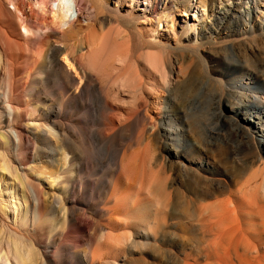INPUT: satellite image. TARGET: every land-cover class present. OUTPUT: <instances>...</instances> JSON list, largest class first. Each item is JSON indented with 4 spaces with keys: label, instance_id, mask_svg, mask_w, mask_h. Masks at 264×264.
<instances>
[{
    "label": "bare ground",
    "instance_id": "bare-ground-1",
    "mask_svg": "<svg viewBox=\"0 0 264 264\" xmlns=\"http://www.w3.org/2000/svg\"><path fill=\"white\" fill-rule=\"evenodd\" d=\"M158 1L168 3V0H115L110 5L98 0H0V176L9 168L24 171L25 180H20L19 189L22 194L24 191L31 194L33 210L29 217L28 209L24 211L18 220L21 224L30 221L36 230L45 215L50 216L45 205L54 211L60 204V197L43 187L52 176L47 171L77 172L86 167L87 154L94 150L92 143L100 148L112 144L113 101L127 82L131 84L133 100L138 98L133 118L143 114V119L151 121L149 108L157 102L146 101L142 96L152 88L151 83L159 84L147 79L146 85L136 74L128 80L123 76L116 79L115 69L119 66L123 70L127 59L116 56L111 19L101 14L105 11L141 19L151 12L157 22L153 24V33L159 34L161 29L154 26L161 27L162 22ZM185 1L187 10L193 12V20L196 19L193 10L202 9L204 13L209 7L213 20L218 22L217 27L183 25V34L198 32L195 44H219L232 57H237L238 49L264 56L261 52L264 18L260 20L258 16L264 0H247L241 7L227 4L221 8V3L215 5L214 0ZM219 8L221 11H217ZM235 13L247 23H234ZM97 20L101 21L96 23ZM152 59L153 66L160 67L162 62L159 64L153 56ZM181 66V61L174 59L169 65L170 73L180 72ZM230 68V72H235L219 71L216 76L207 67V76L192 77L188 92L190 102L198 97L216 100L217 116L227 123L228 134L216 130L203 133L200 127L194 131L187 117L179 120L171 134L165 132L170 145L168 152L173 150L177 158L178 151L184 155L189 163L184 167L187 173L194 165L223 179V184L206 183L199 189L187 184L185 192L178 193L180 199L167 215L176 221L174 228L189 245L169 248L167 253H174L177 258L174 264H264V71L261 67L250 71L237 64H231ZM215 86L223 87L220 93L214 90ZM221 107L228 115L221 113ZM92 120L98 123L96 129L90 127ZM58 155L64 159H56ZM30 170L42 177L29 174ZM65 175L61 182L69 183L65 190L71 193L68 202L72 211L76 205H82L75 198V195L80 198L82 192L73 181L75 174L72 180ZM144 177L142 188L147 190L146 195L153 196V188L159 186L153 199L155 205L163 203L166 208L171 194L167 193L165 183L160 176ZM21 198L25 199V195ZM113 201L117 202L114 192L108 205ZM111 210L112 207H107L105 215ZM88 258L95 261L92 253ZM110 259L104 263L116 264L113 257Z\"/></svg>",
    "mask_w": 264,
    "mask_h": 264
},
{
    "label": "rangeland",
    "instance_id": "rangeland-1",
    "mask_svg": "<svg viewBox=\"0 0 264 264\" xmlns=\"http://www.w3.org/2000/svg\"><path fill=\"white\" fill-rule=\"evenodd\" d=\"M98 1L111 5L115 0ZM246 1L214 0L215 5L221 3L220 8L227 4H237L241 7ZM186 7L185 0H174V3L168 0L166 5L164 1L162 3L158 1V12L161 14L162 22L161 27L154 26L161 29L159 34L153 33V24L157 22L151 12H146L141 19L133 15L123 17V14L119 16L105 11L101 14L111 19L109 23H112L110 28L114 33L112 37L116 56L121 55L127 59L123 67L124 71L121 68L119 70V66L115 69L116 79L119 80L123 76V79L128 80L136 74L135 76L146 85L148 80L150 83L152 79L155 80L159 85L151 83L152 88L145 90L146 95L143 94L142 97L154 104L157 102L158 105L149 108L148 115L152 118L150 122L143 119V114H140L138 119H134L132 115L139 104L138 98L134 100L132 98L131 84L127 82L124 89H117L119 94L116 95L115 102L113 101L112 144L101 145L100 148L96 143H92L94 150L87 154L86 167L77 172L72 170L73 172L66 174L57 169L47 171L52 176L48 178L50 181H46L42 186L50 194L58 195L60 204L54 211H51L47 204L45 205L46 214L50 216L45 215L39 225H36V230L30 221L27 225L18 222L26 209L29 211L27 217L33 210L31 194L28 191L22 194L21 188L19 189L22 186L20 180H25L24 171L9 168L1 172L0 264H105L104 260L111 261V257L116 260V264L177 262L175 254L167 252L175 246L179 248L189 245L184 240V235L180 236L181 232L177 233L179 231L174 228L176 221L167 215L173 208L174 202L179 201L178 193H184L187 184H190L191 188L199 189V186L206 183L223 184V179L211 171L204 173L201 167L194 165L192 171L187 173L184 167L189 163L184 155L178 151L177 158L174 154L176 152L173 150L168 152L170 145L165 132L171 134L180 123L179 120L187 117L194 131L196 127H200L203 133L205 130H216L224 135L228 134L227 123L217 116L216 100L211 102L200 97L194 102L188 100L191 97L188 92L191 90L192 77L207 76V67H211L216 76H219V71L230 74L235 72L229 71L231 64L242 65L250 71L261 67L264 71V56L253 54L250 50L238 49L237 57H232L225 53L219 44L213 42L195 44L194 40L198 32L183 34L181 31L183 25L208 24L217 27L218 22L213 20L209 7L204 13L202 9L193 10L196 12L195 20L191 16L193 12ZM220 8L217 11H221ZM259 8L258 16L261 20L262 17L264 18V4ZM232 18L234 23H247L243 16H238V13ZM100 21L97 20L96 23ZM261 52L264 53V45L261 46ZM152 56L159 60L157 61L159 64L162 62L160 64L162 68L153 66ZM221 57L224 58L220 61ZM174 59L180 60L182 66L180 72L175 70V74H171L169 65ZM222 80L226 81L225 78ZM118 86L120 87L119 81ZM222 89V86L214 87L219 93ZM221 113L228 115L223 107ZM92 121L90 127L96 129L98 123ZM58 156L56 159L65 158L63 155L61 156L64 158ZM29 174L42 177L37 171L30 170ZM63 175L70 180L76 179L73 181L79 185L77 190L81 188L82 196L79 198L75 195V198L81 200L82 205H76L72 211L68 202L72 196L65 190L69 183L61 182ZM145 175L156 178L160 176L161 182L165 183L167 193L171 194V203L169 202L166 208L163 207V203H158L159 206L156 204L157 207L155 205L157 202L153 199L158 195L159 186L154 187L151 192L152 194L155 192L156 195H146L147 190L142 188L145 187L143 182ZM113 192L116 194L117 202L113 201L108 205L109 197ZM22 195H25V199L21 198ZM107 207H112V210L105 215ZM108 216L113 217L112 220ZM173 232L179 236L175 235V238ZM97 245H100L99 249ZM52 250L55 252L52 253ZM112 252L113 254L110 255ZM91 253L94 255V262H90L88 258ZM50 256L54 257L53 261Z\"/></svg>",
    "mask_w": 264,
    "mask_h": 264
}]
</instances>
